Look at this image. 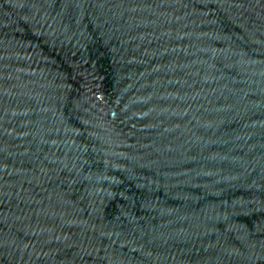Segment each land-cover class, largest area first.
I'll return each instance as SVG.
<instances>
[{
  "label": "water",
  "instance_id": "95a60500",
  "mask_svg": "<svg viewBox=\"0 0 264 264\" xmlns=\"http://www.w3.org/2000/svg\"><path fill=\"white\" fill-rule=\"evenodd\" d=\"M0 264H264V0H0Z\"/></svg>",
  "mask_w": 264,
  "mask_h": 264
}]
</instances>
